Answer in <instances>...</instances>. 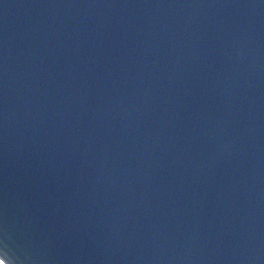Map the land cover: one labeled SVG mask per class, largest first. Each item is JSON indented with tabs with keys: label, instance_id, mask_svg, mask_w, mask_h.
Returning a JSON list of instances; mask_svg holds the SVG:
<instances>
[{
	"label": "water",
	"instance_id": "1",
	"mask_svg": "<svg viewBox=\"0 0 264 264\" xmlns=\"http://www.w3.org/2000/svg\"><path fill=\"white\" fill-rule=\"evenodd\" d=\"M0 261L264 264V0H0Z\"/></svg>",
	"mask_w": 264,
	"mask_h": 264
},
{
	"label": "built area",
	"instance_id": "2",
	"mask_svg": "<svg viewBox=\"0 0 264 264\" xmlns=\"http://www.w3.org/2000/svg\"><path fill=\"white\" fill-rule=\"evenodd\" d=\"M0 264H4V263H2V262L0 261Z\"/></svg>",
	"mask_w": 264,
	"mask_h": 264
}]
</instances>
